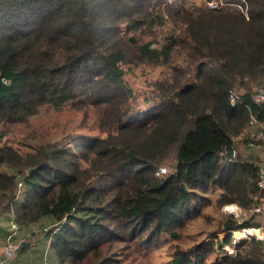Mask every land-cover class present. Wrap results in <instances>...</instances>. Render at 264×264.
Instances as JSON below:
<instances>
[{
  "label": "trees",
  "instance_id": "obj_1",
  "mask_svg": "<svg viewBox=\"0 0 264 264\" xmlns=\"http://www.w3.org/2000/svg\"><path fill=\"white\" fill-rule=\"evenodd\" d=\"M216 1L241 8L0 0V216L20 226L52 217L41 233L60 264H126L122 246L178 239L214 197L249 217L221 212L200 241L173 243L163 264H264V238H232L261 226L252 209L264 204L253 150L264 149V104L252 100L264 84V0ZM139 69L159 70L143 104L127 78ZM67 107L86 108L76 126L10 141L43 110Z\"/></svg>",
  "mask_w": 264,
  "mask_h": 264
},
{
  "label": "rangeland",
  "instance_id": "obj_2",
  "mask_svg": "<svg viewBox=\"0 0 264 264\" xmlns=\"http://www.w3.org/2000/svg\"><path fill=\"white\" fill-rule=\"evenodd\" d=\"M172 2H175L176 4H182L183 0H171ZM214 1V0H211ZM186 2V0H185ZM210 1L205 0H187L186 6L190 7L193 10H201V9H210V7L207 5ZM217 2V1H215ZM224 5H219L220 8L223 9H232V8H241V6L237 4H229V3H223ZM154 35V34H152ZM149 36V38H152L153 36ZM161 38V37H160ZM159 74V70L154 71H147L144 72L142 70H135L134 72H130L127 76L128 81L131 83L133 88L136 90L137 94H140V102L144 103V97L150 92V85H148L147 77L149 78H157ZM258 85L254 87V90L259 87L263 86ZM86 108H72L67 107L65 110H50L47 109L43 110L38 115L31 118L29 123L27 124H21L20 127L17 128V136H11L12 138L10 141H18L23 140L22 133H27L30 135V139H27L26 143H33L34 141L44 142L49 141L50 139H53L59 132H61L65 127H72L76 126L79 121L82 119L83 112ZM93 112V111H91ZM253 128V127H250ZM249 128V131L251 130ZM21 132V133H20ZM36 143V142H35ZM254 150V153L256 155L261 156V161L264 164V149L260 146H257ZM242 152L245 154H250L251 150L247 146L242 147ZM234 154V152H233ZM167 170L169 169L168 166H163ZM230 204L236 203H225L220 207L219 202L214 197V200L212 201L211 205L205 207L203 209V213L196 217L195 219L189 221L188 220L183 227H177V229L180 230V237L178 239H169L168 237L165 238H159L158 240L153 241L151 244H143L144 241H137V242H131L128 245L122 246L123 248L121 251L123 253L127 254V258H125L124 263L126 264H163L162 258L166 257L170 251L173 249L170 247L171 245H181L184 247H189L193 245L194 243L200 241L203 238V232H200L204 228H208L210 230H213L215 228V223L217 222L219 218V214L221 212L230 213L227 206ZM262 210L260 212H257V216L259 221H261L260 227H254L256 229H259L260 231L250 230L252 234L257 235L258 237L264 236V204H261L260 206ZM253 211V209H252ZM251 211V212H252ZM254 212V211H253ZM232 213V212H231ZM235 216L239 217L240 219H243L245 217H249L250 213L248 211L243 210L242 207L239 205L235 208ZM43 222V223H42ZM39 227L38 233H44V230H49L54 227V219L52 220H42L40 224L37 225ZM252 229V228H251ZM235 231L233 233V242L235 243L237 240V235H239V239L244 238L243 231L241 233L236 234ZM258 233V234H257ZM37 234V233H35ZM248 234V232H247ZM38 236H41L40 234H37ZM218 235L223 238L225 237L224 233H218ZM214 237H210L206 239V242H212L214 241ZM174 243V244H173ZM132 248H135L136 251H134ZM226 249L230 252H233L235 248L233 246L227 245ZM120 251V249H119ZM52 257L54 258L53 254ZM57 264V262H55Z\"/></svg>",
  "mask_w": 264,
  "mask_h": 264
},
{
  "label": "crops",
  "instance_id": "obj_3",
  "mask_svg": "<svg viewBox=\"0 0 264 264\" xmlns=\"http://www.w3.org/2000/svg\"><path fill=\"white\" fill-rule=\"evenodd\" d=\"M43 219L52 220V217ZM37 225L20 226L16 224L13 213L0 216V264H56L55 262L60 264L59 258L51 246V237L38 233L40 229ZM12 233H14L13 238L19 244V248L27 244L30 246L22 253H19L18 249L14 257L4 260L7 240ZM35 233L42 235L38 236Z\"/></svg>",
  "mask_w": 264,
  "mask_h": 264
},
{
  "label": "built area",
  "instance_id": "obj_4",
  "mask_svg": "<svg viewBox=\"0 0 264 264\" xmlns=\"http://www.w3.org/2000/svg\"><path fill=\"white\" fill-rule=\"evenodd\" d=\"M215 1H210V2H208L207 5L210 8H217L219 6V3L215 2ZM238 99H239V95L236 92L232 91L229 95L230 103L232 105H236V103L238 102ZM252 100L256 104H264V85L259 86L254 90V92L252 94ZM256 123H257V119L255 116L252 115L251 119H250V124L255 125ZM166 171H167V169L165 167H161V168H159V170H157V174L161 175V174H164ZM19 185L21 186L22 183H19ZM258 185L260 187H264V164L261 166V169H260V173H259V177H258ZM237 206L238 205L230 204L227 206V208L230 211V213L232 212V214H233V213H235V208ZM261 210H262V208L260 206L255 207L253 209L254 212H260ZM252 229H255V228H252ZM250 230L244 229L243 230L244 236H247V232H248V234H252V232ZM239 233H241V231L236 232V234H239ZM13 237H14V233L10 234L8 237L7 244H6L5 256L3 258L4 260H8V259L14 257L16 255L18 249H19V244L14 240ZM260 237L264 238V236H260Z\"/></svg>",
  "mask_w": 264,
  "mask_h": 264
},
{
  "label": "bare ground",
  "instance_id": "obj_5",
  "mask_svg": "<svg viewBox=\"0 0 264 264\" xmlns=\"http://www.w3.org/2000/svg\"><path fill=\"white\" fill-rule=\"evenodd\" d=\"M251 230H254L253 232H255V231H258L259 232L260 231L259 229H256V228L255 229H251ZM239 238H240L239 235H237V239H239Z\"/></svg>",
  "mask_w": 264,
  "mask_h": 264
},
{
  "label": "water",
  "instance_id": "obj_6",
  "mask_svg": "<svg viewBox=\"0 0 264 264\" xmlns=\"http://www.w3.org/2000/svg\"><path fill=\"white\" fill-rule=\"evenodd\" d=\"M231 153H233V152H231Z\"/></svg>",
  "mask_w": 264,
  "mask_h": 264
}]
</instances>
